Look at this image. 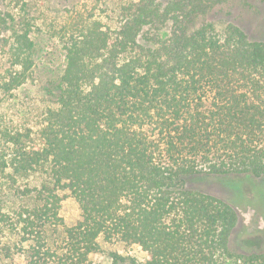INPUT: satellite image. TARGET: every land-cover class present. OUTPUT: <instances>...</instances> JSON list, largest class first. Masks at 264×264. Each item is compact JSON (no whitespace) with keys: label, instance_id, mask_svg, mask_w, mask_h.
Returning a JSON list of instances; mask_svg holds the SVG:
<instances>
[{"label":"trees","instance_id":"16d2710c","mask_svg":"<svg viewBox=\"0 0 264 264\" xmlns=\"http://www.w3.org/2000/svg\"><path fill=\"white\" fill-rule=\"evenodd\" d=\"M224 1L74 5L49 29L63 64L32 116L18 96L39 69L37 18L0 0V262L264 264V249L232 250V205L185 183L246 174L264 189V41L200 20Z\"/></svg>","mask_w":264,"mask_h":264},{"label":"rangeland","instance_id":"374dc122","mask_svg":"<svg viewBox=\"0 0 264 264\" xmlns=\"http://www.w3.org/2000/svg\"><path fill=\"white\" fill-rule=\"evenodd\" d=\"M27 7L37 18L38 30L33 32V38L38 45L36 62L39 69L34 73V79L19 93L20 103L23 97L30 101L32 116L37 112L41 97L38 95L40 79L57 77L63 64V51L58 49L56 41L51 38L50 28L56 27L71 12V8L79 6L82 9H95L105 14L114 15L118 5L125 0H25ZM165 3L167 0H159ZM7 4L9 0H6ZM94 10V11H95ZM200 20L212 22L221 29L227 23H234L243 29L250 39L264 41V0H226L213 6ZM49 30V33L48 31ZM56 45L55 47H53ZM23 96V97H22ZM23 101H25L23 99ZM27 118V116H25ZM16 121L22 120L19 116ZM186 186L216 195L227 201L236 210L238 219L232 231L230 246L236 252H253L264 249V189L262 182L246 174H230L216 176L197 174L187 177ZM60 215L67 223L78 217V208L72 198L63 200ZM107 249H118L122 246L109 243ZM128 250V251H127ZM127 252L141 259L144 252L139 247H127ZM95 264H114L108 256L102 253L90 255ZM20 261V259H17ZM0 264H9L1 260Z\"/></svg>","mask_w":264,"mask_h":264}]
</instances>
